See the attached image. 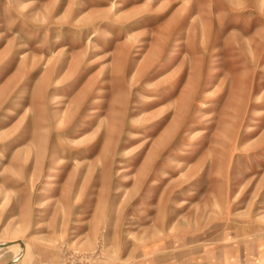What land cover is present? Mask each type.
I'll return each mask as SVG.
<instances>
[{
    "label": "rangeland",
    "instance_id": "374dc122",
    "mask_svg": "<svg viewBox=\"0 0 264 264\" xmlns=\"http://www.w3.org/2000/svg\"><path fill=\"white\" fill-rule=\"evenodd\" d=\"M15 258L264 264V0H0Z\"/></svg>",
    "mask_w": 264,
    "mask_h": 264
},
{
    "label": "bare ground",
    "instance_id": "6f19581e",
    "mask_svg": "<svg viewBox=\"0 0 264 264\" xmlns=\"http://www.w3.org/2000/svg\"><path fill=\"white\" fill-rule=\"evenodd\" d=\"M117 6H119V5H117ZM20 245H21V244H20ZM22 245H23V244H22ZM14 246H15V245H14ZM23 248H24V247H23ZM23 248L20 247L19 253H18L16 256H19V254L23 253V252H22V251H23ZM17 258H18V257H17ZM17 258L13 259L9 264L14 263V262L16 261Z\"/></svg>",
    "mask_w": 264,
    "mask_h": 264
}]
</instances>
